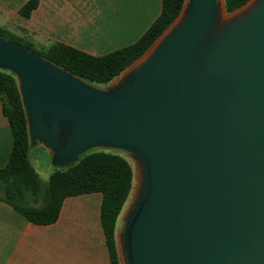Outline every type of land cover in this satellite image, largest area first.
Returning <instances> with one entry per match:
<instances>
[{
  "label": "water",
  "instance_id": "95a60500",
  "mask_svg": "<svg viewBox=\"0 0 264 264\" xmlns=\"http://www.w3.org/2000/svg\"><path fill=\"white\" fill-rule=\"evenodd\" d=\"M0 71L57 167L90 149L131 155L126 264H264V0L230 13L186 0L110 87L3 37Z\"/></svg>",
  "mask_w": 264,
  "mask_h": 264
},
{
  "label": "crops",
  "instance_id": "0c3cea01",
  "mask_svg": "<svg viewBox=\"0 0 264 264\" xmlns=\"http://www.w3.org/2000/svg\"><path fill=\"white\" fill-rule=\"evenodd\" d=\"M29 1L0 0V27L37 46L60 44L92 56H103L138 41L160 15L162 3L35 0L36 7L24 17L19 11ZM12 145V131L0 101V169L8 162ZM100 205V193L67 197L55 222L37 225L0 201V264H112L101 227ZM118 237L117 221L119 258Z\"/></svg>",
  "mask_w": 264,
  "mask_h": 264
},
{
  "label": "trees",
  "instance_id": "16d2710c",
  "mask_svg": "<svg viewBox=\"0 0 264 264\" xmlns=\"http://www.w3.org/2000/svg\"><path fill=\"white\" fill-rule=\"evenodd\" d=\"M186 0H162L161 12L135 43L103 56H92L69 46H37L0 27V37L22 45L92 86H104L138 60L180 14ZM250 0H224L226 12H233ZM36 7L30 0L20 9L28 17ZM0 101L13 138L7 164L0 169V201L8 204L29 222L46 225L58 218L67 197L89 193L101 194L100 222L112 264H120L115 242L117 219L133 184V169L128 160L116 153L90 149L73 163L57 167L46 182L40 179L32 162L35 141L29 139L25 112L16 78L0 71Z\"/></svg>",
  "mask_w": 264,
  "mask_h": 264
},
{
  "label": "rangeland",
  "instance_id": "374dc122",
  "mask_svg": "<svg viewBox=\"0 0 264 264\" xmlns=\"http://www.w3.org/2000/svg\"><path fill=\"white\" fill-rule=\"evenodd\" d=\"M223 2V0H222ZM122 74L114 78L111 82H109L107 85L99 86V88H106L110 87L114 84H116L117 80L121 77ZM93 150H104V151H110V152H116L122 156H124L128 162L130 163L134 174H135V162L132 159L131 155L117 150H107V149H93ZM49 155L47 149H45L40 143L36 142L34 146V152L31 156V162L34 166V168L38 171V174L40 176V179L44 182L47 181L50 173L52 172V166L49 163ZM135 191H136V180H133L132 188L130 191V194L128 196V199L126 203L124 204V207L118 217V229H119V237H118V251H119V258H120V264H126L124 255L121 251V242H122V232H123V225H124V215L125 213L131 208L133 201L135 199Z\"/></svg>",
  "mask_w": 264,
  "mask_h": 264
},
{
  "label": "bare ground",
  "instance_id": "6f19581e",
  "mask_svg": "<svg viewBox=\"0 0 264 264\" xmlns=\"http://www.w3.org/2000/svg\"><path fill=\"white\" fill-rule=\"evenodd\" d=\"M220 6H223V2L222 0H219Z\"/></svg>",
  "mask_w": 264,
  "mask_h": 264
}]
</instances>
